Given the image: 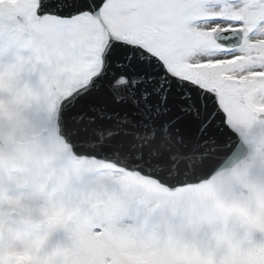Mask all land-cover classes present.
I'll list each match as a JSON object with an SVG mask.
<instances>
[{"label":"snow or ice","instance_id":"6c2138e0","mask_svg":"<svg viewBox=\"0 0 264 264\" xmlns=\"http://www.w3.org/2000/svg\"><path fill=\"white\" fill-rule=\"evenodd\" d=\"M0 264H264V0H0Z\"/></svg>","mask_w":264,"mask_h":264}]
</instances>
